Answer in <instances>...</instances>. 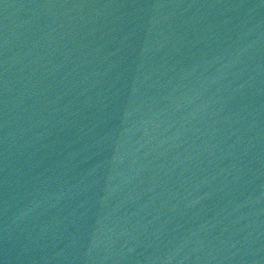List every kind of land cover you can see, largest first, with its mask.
I'll return each instance as SVG.
<instances>
[{"label":"water","instance_id":"1","mask_svg":"<svg viewBox=\"0 0 264 264\" xmlns=\"http://www.w3.org/2000/svg\"><path fill=\"white\" fill-rule=\"evenodd\" d=\"M0 264H264V0H0Z\"/></svg>","mask_w":264,"mask_h":264}]
</instances>
